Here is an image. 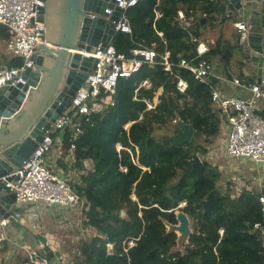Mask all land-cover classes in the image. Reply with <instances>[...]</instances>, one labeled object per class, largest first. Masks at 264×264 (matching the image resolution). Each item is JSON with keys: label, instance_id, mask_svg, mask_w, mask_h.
<instances>
[{"label": "trees", "instance_id": "obj_1", "mask_svg": "<svg viewBox=\"0 0 264 264\" xmlns=\"http://www.w3.org/2000/svg\"><path fill=\"white\" fill-rule=\"evenodd\" d=\"M179 10L193 23L182 24ZM214 12V0H138L126 9L131 31H118L111 46L127 58L139 47L153 48L156 56L153 65L142 63L129 77L117 78L113 105L80 118L69 168L80 172L74 187L87 207L82 220L95 233L89 240L80 238L76 251H70L71 264H264V222L256 195L243 187L234 191L230 181L220 190L222 173L205 158L208 149L200 142L218 136L224 120L211 100L213 78L199 82L178 66L181 58L192 64L221 58L229 64L232 45L222 35L208 51L196 53L204 32L199 17L213 26ZM0 37L9 38L1 25ZM165 51L170 52L171 72L163 69ZM21 63L20 57H11L7 68ZM175 77L186 82L184 91L177 89ZM156 95L158 102L148 109ZM176 120L194 128L186 144L156 135ZM68 137L69 132L62 136L63 149ZM193 152L204 166L200 181L192 171ZM178 210L188 215L192 227L182 250L166 227L176 223ZM256 223L262 227L254 231ZM40 254L60 264L51 251Z\"/></svg>", "mask_w": 264, "mask_h": 264}, {"label": "built area", "instance_id": "obj_2", "mask_svg": "<svg viewBox=\"0 0 264 264\" xmlns=\"http://www.w3.org/2000/svg\"><path fill=\"white\" fill-rule=\"evenodd\" d=\"M115 1L123 10L115 26L116 33L118 31L129 33L131 29L125 11L138 0ZM39 5H41L40 0H0V25L5 27L9 33L6 50L10 57L22 59L19 67L0 68V86L8 81L14 85L16 82L14 77L18 72L22 73L27 67L34 68L31 57L40 51L44 43V24L35 20ZM177 17L185 26H189L194 21L192 18H187L181 10L178 11ZM233 25L237 31L244 30L242 22H236ZM192 40L195 41L196 38ZM208 50L209 47L199 40L196 47L197 55L200 56ZM131 53L132 57L127 58L115 52L112 46H108L104 49L97 48L94 53L85 54L97 59L95 69L88 74L66 109L52 122L43 141L28 161L14 171L11 179L5 183V187L15 194L14 208H20L26 203H41L57 206L63 210V213L74 211L77 208L80 209L79 213H83L84 200L74 187L80 172L75 169L64 174L57 172L54 166L47 163L46 156L56 146L63 160H69L71 163L75 152L74 141L81 132L80 118L87 119L91 114L113 105L118 77H129L142 63L154 64L156 52L153 48L139 47L131 50ZM169 55L170 52L165 51L162 56L163 69L167 72L172 71V65L168 61ZM178 66L190 71L193 77L202 83H208L210 77L213 76V64L206 59H199L192 64L181 58ZM232 83L248 90L250 97L243 99L222 95L215 84L210 85L211 100L221 109L228 125L225 153L235 158H249L255 162H264V87L258 82L243 83L240 78L232 79ZM176 87L184 91L186 82L178 78ZM256 101H261V106H257ZM157 102L158 100L154 103H147V108H153ZM65 132H69V137L63 149L62 136ZM232 180L238 185L246 181L238 177ZM254 195L260 205L264 222V184ZM18 215V213L15 215L10 213L8 217H3L0 214V228L6 227L11 220L17 221ZM261 227L260 223L254 225L256 230ZM3 239L4 237L1 236L0 241ZM128 243L132 244L131 241ZM46 250L51 251L60 264L72 263V255L64 249V236H59L26 248L23 264H51L40 254Z\"/></svg>", "mask_w": 264, "mask_h": 264}, {"label": "water", "instance_id": "obj_3", "mask_svg": "<svg viewBox=\"0 0 264 264\" xmlns=\"http://www.w3.org/2000/svg\"><path fill=\"white\" fill-rule=\"evenodd\" d=\"M40 1L35 20L44 24V43L31 57L34 68L18 72L14 85L8 81L0 86V214L3 217H8L15 207V194L5 183L28 161L52 122L95 69L97 59L85 54L111 47L123 11L115 0ZM214 5L217 18L214 25L244 23V30L232 33L231 59L235 58L264 87V0H214ZM199 21L202 25L207 23L205 17ZM175 128V134L164 138L165 142L183 145L191 140L194 134L191 124L176 120ZM203 168L201 158L193 152L192 171L196 181L202 179ZM125 216L122 209L120 217ZM175 216L176 223H166V227L168 232L176 234V248L182 250L192 233L191 221L182 210L175 211Z\"/></svg>", "mask_w": 264, "mask_h": 264}, {"label": "crops", "instance_id": "obj_4", "mask_svg": "<svg viewBox=\"0 0 264 264\" xmlns=\"http://www.w3.org/2000/svg\"><path fill=\"white\" fill-rule=\"evenodd\" d=\"M203 27L204 32L202 33L200 40L209 48L214 46L221 35L223 36V39H229L230 44H232V33L235 31L233 23L210 26L207 22ZM10 58V54L6 50V40H3L0 37V68L7 67V62ZM212 64L213 76L210 78H213V83L218 87L222 95L235 96L243 99L250 97V92L246 89L235 86L232 83V79L240 78L243 83L246 84L255 83L256 79L251 76L248 71L242 69L235 58H232L229 64L223 62L221 58L215 59L212 61ZM255 103L257 106H261V101H256ZM227 133L228 125L224 119L220 125V134L224 135L226 139ZM46 161L48 164L54 166L53 168L57 170V172L64 174L71 170L69 168L70 163L63 160L62 155L59 154L56 146L48 152ZM65 168H68V170ZM220 171L221 173L224 172L222 170ZM236 177L244 178L246 181L238 185L232 180ZM229 181L231 182V186H234V191L243 187V189L247 188L252 194H254L258 192L260 186L264 184V175H248L239 167ZM16 210L18 209L14 208L11 214L15 215L18 213V220H11L6 227L0 228V237H4V239L0 241V251L2 252L1 258H4L3 261L0 259V264H23L25 261L26 248L36 246L40 242H45L51 238L59 237L60 235L62 236V234H64L65 242V239L68 240V233L71 228H78L77 221L80 219L78 214L69 212L68 219L64 221L63 210L54 205H45L41 203H26L22 205L18 211ZM44 210L47 211L46 214H44ZM75 216L78 217V220L74 219ZM51 264H55V262H52Z\"/></svg>", "mask_w": 264, "mask_h": 264}, {"label": "rangeland", "instance_id": "obj_5", "mask_svg": "<svg viewBox=\"0 0 264 264\" xmlns=\"http://www.w3.org/2000/svg\"><path fill=\"white\" fill-rule=\"evenodd\" d=\"M157 100H158V98L156 95L154 97L153 101L155 102ZM175 122L176 121L172 122L169 125L162 126V127L158 128L156 130V135L158 137H163V136L170 137L173 134H175V130H176ZM203 139H204V137L201 138L200 142L204 143L208 149V152H207L205 158L210 163L215 165L218 169L224 171V172H222L223 173L222 178H221V181L219 183L220 190H223L224 188H226L227 182L229 181L231 176L235 173V171H237V168H239V167L242 168L244 173H246L248 175H251V174L254 176L264 175V162H255L254 160L249 159V158H235V157L226 155L225 148H224V144L226 142V139H225L224 135L219 134L218 136L211 138L210 143H205L203 141ZM233 187L231 186L232 189H233ZM22 205H24V204H22ZM22 205H21V207H22ZM17 209L19 210V208H17ZM18 210H16V211H18ZM79 211H80V209H78V208L74 211L70 210V212H73V214H75V213L78 214L80 219L78 220L77 216L74 217V219L78 220L77 221L78 222V228H76V227L71 228V230L68 233L69 234L68 240L65 239V242H64V249L69 253L71 250L74 251L77 249L79 241L81 240L80 239L81 237L84 240H89L93 236V234L95 233L94 229L84 226L83 220H82V217H84V215H83V213H79ZM46 213H47V211L44 210V214H46ZM68 213L69 212L64 213V217H66V218L63 217L64 221H66V219H68ZM62 236H64V234H62ZM262 236L264 238V230H262ZM110 247L111 246H108V250H110ZM1 254H2V252L0 251V259H2ZM3 260H4V258L2 259V261Z\"/></svg>", "mask_w": 264, "mask_h": 264}, {"label": "bare ground", "instance_id": "obj_6", "mask_svg": "<svg viewBox=\"0 0 264 264\" xmlns=\"http://www.w3.org/2000/svg\"><path fill=\"white\" fill-rule=\"evenodd\" d=\"M119 145V144H118ZM120 146V145H119Z\"/></svg>", "mask_w": 264, "mask_h": 264}]
</instances>
